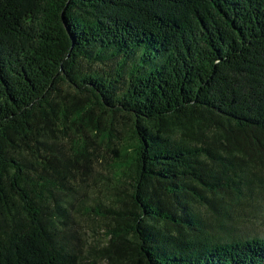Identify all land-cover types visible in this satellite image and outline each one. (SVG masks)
Here are the masks:
<instances>
[{
	"label": "trees",
	"instance_id": "trees-1",
	"mask_svg": "<svg viewBox=\"0 0 264 264\" xmlns=\"http://www.w3.org/2000/svg\"><path fill=\"white\" fill-rule=\"evenodd\" d=\"M261 200L264 0H0V264H264Z\"/></svg>",
	"mask_w": 264,
	"mask_h": 264
},
{
	"label": "rangeland",
	"instance_id": "rangeland-1",
	"mask_svg": "<svg viewBox=\"0 0 264 264\" xmlns=\"http://www.w3.org/2000/svg\"><path fill=\"white\" fill-rule=\"evenodd\" d=\"M233 217H235V223L233 224H235L234 226L238 235H254L264 238V200H261L259 203H247L241 209L235 208ZM83 223H86V221H83ZM86 224L88 225L84 224L85 226H83L87 233L85 237L88 242H91L93 236L88 230L90 226L98 225L99 223L89 221Z\"/></svg>",
	"mask_w": 264,
	"mask_h": 264
}]
</instances>
